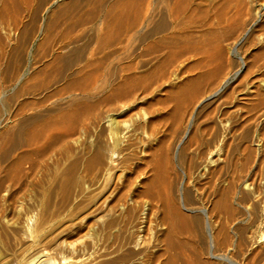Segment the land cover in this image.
<instances>
[{
  "label": "bare ground",
  "instance_id": "bare-ground-1",
  "mask_svg": "<svg viewBox=\"0 0 264 264\" xmlns=\"http://www.w3.org/2000/svg\"><path fill=\"white\" fill-rule=\"evenodd\" d=\"M41 1L47 7L59 2ZM242 1L229 15L213 13V0H175L155 9L149 19L152 30L140 38L141 44L183 30L189 11L195 18L188 24H197L203 34L198 39L191 32L185 38L164 37L138 57L154 54L161 45L168 48L175 40L186 45L184 54L194 62L183 71L173 69L172 52L157 65L140 61L113 70L119 82L112 81L105 95L79 98L74 91L90 92L95 86L85 87L90 75L76 76L90 67L97 71L112 53L96 60L93 55L120 44L129 30L141 29L147 20L145 0H119L118 12L110 9L101 20L105 33L96 38L94 49L89 44L63 45L67 52L53 56L41 88L67 79V96L41 94V115L27 117L24 103L13 113L8 109L24 89L12 97L6 89L20 87L27 75L12 52L16 57L0 72V85H5L0 87V264H264V246L254 249L255 233L252 237L248 232L264 233V212L255 211L261 193L251 197L254 192H238L251 177L253 153L264 146V138H253L248 145V140L230 136L210 164L199 157L216 143L191 128L194 110H204L219 98L235 99V107L251 99L264 106V78L253 75L263 74L264 59L261 55L250 65L245 60L252 49L264 47V5ZM73 5L70 1L52 16L49 27L65 17V24L76 29L97 17L89 13L76 19ZM60 33L45 40L51 43L74 32ZM121 72L128 75L121 77ZM192 72L197 75L175 83L181 73ZM165 89L174 91L171 112L166 110L178 124L173 140L165 136L164 123L160 125L164 106L159 111L140 96ZM66 98L65 107L58 104ZM198 183L209 190L202 209L197 208ZM254 211L256 219L242 227ZM212 213L217 215L214 222Z\"/></svg>",
  "mask_w": 264,
  "mask_h": 264
},
{
  "label": "rangeland",
  "instance_id": "rangeland-1",
  "mask_svg": "<svg viewBox=\"0 0 264 264\" xmlns=\"http://www.w3.org/2000/svg\"><path fill=\"white\" fill-rule=\"evenodd\" d=\"M174 1L175 0H145V3L143 4V7L145 9L143 8L144 9L143 12L144 13L147 11L148 12L146 14L147 20L142 25V28L139 29V28H137L139 26H135L133 29L129 30L122 37L120 44L112 47L109 50L103 51L99 55H93V59L96 60V59H100L102 57L105 58L108 56V54L112 53V56H110L108 63L103 65V66H100L97 71H94V69H93L94 67H92V68L90 67L91 69L88 68L83 73L78 74L76 76L77 78H80L81 76H84V77L88 76V78H89V75H90V80L87 79L88 81H86L85 87L88 84L89 87H87V88H90V90H91V86L92 87L95 86V90L90 91V92L87 89H85L83 91L77 90V91H74V94H76L77 97H79V98L82 95H86V94H90V93L97 95V97L102 96L103 94L105 95L106 93H108V91L110 89L109 85L111 83L119 82L117 80L115 81V78H116L115 76L117 75V73L113 74L112 73L113 70L116 71V69H122L125 66L133 65V64H136L140 61L146 62L148 60L151 61L152 64L157 65L160 62H163V58H164V56H166V54H169L171 52L173 54H175V59L173 61L174 65L172 66L173 69L179 68L181 71H183V70H185V68H187L189 66L190 63H193L194 59L191 58L189 60V58L186 56V54H184V49H185L186 45L180 43L179 41L177 42L175 40L172 43V45H169L168 48L167 47L165 48L166 45L163 47L161 45L160 46L161 48L160 47L158 48L159 51H156L154 54H152L148 57H143V58L138 57L140 54L143 53V51H145V49L148 46L154 45L155 43L159 42L164 37L172 36V37H177V39H178L181 36V37L185 38V36L190 34V32H191L198 39V37L203 34V29H201L197 24H191V25L188 24L187 20H189V19L191 20L192 18H195V17L191 16L192 13H190V11H189V13L186 15L185 20H184L185 23L183 25V28L184 27L185 28L183 30L175 29L173 34L170 33L169 36L166 33L156 35V36L149 38L145 43L141 44V42L139 41L140 38L144 37L145 35H147V33H150V31L152 30L153 25H151V23L149 21L150 16L152 15V12L155 11V9L156 10L165 9L166 7L171 5ZM236 1H238V0H228V1L227 0H217V1L213 0V2H215L214 8H213V13H216L215 11L217 10V13H219V14L220 13H222V14L226 13L229 15L230 12L233 14L235 12V10L238 9V7L240 6L242 0H239L240 2H236ZM254 1H255L254 2L255 6L257 5L258 7H260L261 5H264V0H254ZM41 2H43V1H41V0H0V72H1V69L3 68L5 62L11 56L16 57V55L13 56V53H12L13 51L17 54V58L19 60H21V64L23 65L24 70L25 69L27 70V71L25 70V72H24L27 75H25L22 83L20 84V87L16 88L14 91H10L9 90L10 88L6 89L7 90L6 93H7L8 97H12V95L14 93L19 91L17 89H20L22 87L24 89L23 91H21L22 93H21L20 97L15 102L13 101L12 104L9 106L10 108H8V109L10 112L13 113V110L16 108L18 103H24L25 107L27 106V108H25L27 111L26 112L27 117L34 116L33 114L38 115V113L41 115V94L46 95V93H47L48 95H55V99L60 98V96H62V97L67 96L66 95L67 92L65 90H63V85L65 84L67 79H65L63 82H59L60 84L56 83V82H51L50 84L48 83L47 84L48 86L46 85L45 88L44 87L41 88V81L43 79H45L46 76H48L50 74L48 71L46 73H49V74H45V70L47 69V67H48V69L51 67L52 62L54 61L53 56L56 57V54L57 55L58 54L63 55V53L67 52V50L64 51V49H62V48H64L65 46H67L69 44H72L70 47H73V46L75 47V46H79V45H87V44H89V48H91V49H94L96 47L95 40H93V39L89 40L87 43H84V44H79L78 42L75 44L74 43L75 41H62L63 37L68 36L66 34H64L66 36L59 35V37L56 39H53L54 41H51V43H50V41H48V39H46L47 40L46 41L45 38H47V37H45V36H47V35H51V37H52L53 35L57 34L58 32L64 33L65 31L66 32L71 31V33H72L73 30L75 31V29H72L70 26V23H67L68 24L67 28H65L64 30H61V28H60L61 25L65 24V22H66V21H64L65 17L62 18L63 23H62V20L60 18L59 20H61V21L58 22V20H57L58 23H57V25L53 26L54 28L49 27L48 23L54 22L51 19L52 18L54 19V17L56 15H58V13H55V15H53L54 17H51L49 19V21L47 22V24L45 25L46 17L41 12V5L44 4L45 1L42 4H41ZM228 2H229V4H228ZM236 3L237 4L239 3L238 7H237ZM147 4H149V6H147ZM231 4H233V5H231ZM242 5H243V1H242ZM242 5L240 8H242ZM45 6L46 7L43 10L44 13L48 12V10L50 8H52V7H47V5H45ZM153 7H155V8H153ZM234 7L235 8L237 7V8L235 9ZM148 8H149V10H148ZM218 10H220V11H218ZM63 11H64V9H63ZM60 13L61 12H59V14ZM67 16H68V14H67ZM67 24H65V25H67ZM101 25L103 26V29L105 30L102 22H101ZM69 26H70V28H69ZM260 26H262V25H260ZM260 26H258V28H257L258 30L262 29V27H260ZM71 36L72 35H69L68 37L70 38ZM100 36H102V35H100ZM47 43H49V44H47ZM63 45H65V46L63 47ZM263 51H264V47L263 48L258 47L256 49H252L249 53H247L248 55H246L245 60H246V62H248V65L252 64L253 61L261 55H262L261 57L264 59V52ZM181 53H183L184 55L183 54L181 55ZM239 55L240 54H238V56ZM140 59H142V60H140ZM108 70L110 71L109 73H107ZM185 74L186 73H181L180 79H177V81L175 83H177V84L185 83L186 80L197 75V74H195V72H192L191 74H186V75ZM256 74L259 76H257ZM127 75H128V73L121 72V77L127 76ZM253 75L256 76V78L260 77V76H261L260 78H264V72H263V74H259V72L258 73L255 72V73H253ZM71 79H73V78H71ZM91 80H93V81H91ZM89 83H90V85H89ZM34 85H36V86H34ZM3 86H5V85H2V86L0 85V87H3ZM101 89H103L104 91ZM56 91L60 92V93H57ZM171 93H173L172 95L174 97V91L171 92V91H169V89L168 90L165 89V92H164V90H162L160 92H157V93L155 92V93L150 94V95H147V94L140 95V96L145 98L146 102L148 101V102H152L153 104H155V106H154L155 109L158 108V110H159V108H163L162 105L164 106V109H163L164 112L162 109H160L161 111L159 110L160 113L162 112L161 114H164V115H162L163 120H161L162 122L160 123V125H163L162 123H164V127L166 128L164 134H165V136L167 135L166 137H168L169 140H173L172 136L173 135L175 136V132L172 130H174L173 128H175L176 125H178V124L174 123L175 121L173 120V118H171L172 116L169 114V112H171V109L173 107V102L169 98V97H171V95H170ZM93 94H91V95H93ZM164 100H167V102L163 103L162 101H164ZM234 100L235 99L226 100V98H219L212 105L206 107L204 110H202L200 108H197L196 110H194V112L192 114L193 119H191V121H193L192 122L193 124L191 125L192 131L195 129H198L197 132L201 131V133L203 135H205V138L209 137L210 139H213V141L216 143V144L212 143V144H215L214 148L210 147L208 151H205L199 157L200 160L202 159L204 162L206 161L207 163H210V164H211V161L213 162L215 160H218V157L220 154V149H218V148H220V146L222 145V143H224V141L230 139V136H233L235 140H237V138L239 140H245V141L248 140V142H249V143H247L248 145H250L249 140H252L253 138H254V141H257L260 138H264V106H256L257 101L254 99L253 100L251 99L250 101L245 102L246 104H244L243 106H240V107L236 106L235 107L233 102H236V101H234ZM67 101L68 100L66 98L65 100L60 101L61 103L58 102V104L59 105L62 104L61 106L65 107V105H67L66 104ZM13 106H14V108H13ZM44 106H49V105L44 104ZM166 110H168L169 112ZM165 111L168 113L165 114L166 113ZM10 115H11V113H10ZM177 127L175 129H177ZM252 127H254V128H252ZM240 130H241V132H240ZM201 133L200 132L197 133L198 136L201 135ZM251 134L253 135L252 138H251V136H252ZM248 137H250V138H248ZM255 143L251 144L253 149L254 148L257 149L255 146ZM193 146H195V145H192V147H191L192 149H193ZM202 147H204V146H202ZM196 149L197 148L194 147V151L191 150V152L194 153ZM261 149H263V150H261ZM255 156H256L255 162L253 163L252 169L250 171L251 177L246 181V183L244 182L240 185L238 192H240V190L243 192L244 191L245 192H251V193L254 192V193H252L251 197H255V196L259 195L260 193L263 194V195H261V194L259 195V196H261L260 203H258L259 207L257 206L258 209L256 208V210H255L257 213H259L261 211L264 212V146L260 147L259 150H254L253 157H255ZM212 164H214V163H212ZM178 168L179 167L176 165L175 169L177 170ZM200 184L201 183L196 184V187L199 188V190H200V191H197L198 192L197 193V208L198 209H202L205 207L203 204L206 202V197H207L206 195L209 191L208 189H206V187L205 188L203 187L205 185H200ZM257 186H259L260 188L259 187L257 188ZM249 188H250V190H249ZM242 189H244V190H242ZM202 192L204 194L200 195ZM237 194H238L237 196L241 197V194H239V193H237ZM253 194H254V196H253ZM257 210H259V211H257ZM256 212H255V214H251L252 217L249 216V218H244V220H243L244 223L242 222L240 225L242 227H248L250 225V223H252L251 221L256 219V217H254V216H256ZM216 216L217 215L214 214V217H213V213H212V216H211V214H209V217H211L210 220L212 222H214L213 220H215L217 218ZM248 232L250 233L249 235H251L252 237H253V233H255L254 237H253V241H255V243L253 244L254 249H256L258 246L259 247L264 246V233L262 231H261V233L259 232V236H258V231H256V230L252 229ZM257 244H258V246H257Z\"/></svg>",
  "mask_w": 264,
  "mask_h": 264
},
{
  "label": "crops",
  "instance_id": "crops-1",
  "mask_svg": "<svg viewBox=\"0 0 264 264\" xmlns=\"http://www.w3.org/2000/svg\"><path fill=\"white\" fill-rule=\"evenodd\" d=\"M70 1L73 5L72 12L73 15L76 16V19L80 18L81 16H84L85 14L93 13L96 14L97 17L93 20L90 19L88 21L76 22V29L72 33L73 37H64L62 38V41H77L79 44L87 43L89 40H96V37L103 35L105 33V30L103 29V26L101 25V20L103 19L104 15L107 14V12L112 9L115 14L119 10L118 8V1L119 0H59L58 4L54 5L52 8L48 10V12L44 13L45 3L41 5V12L45 15V25L49 21V19L58 12H62L63 9L66 8V5ZM49 2V1H48ZM117 3V4H116ZM108 4V5H107ZM78 16V17H77ZM95 21V22H94ZM88 23V24H86ZM80 24L82 26H80ZM84 24V27H83ZM100 25V26H99ZM68 25H61V30H64L67 28ZM98 26V27H97ZM46 27V26H45ZM47 28V27H46ZM96 28V29H95ZM71 35V34H68ZM75 35V36H74ZM69 38V39H68Z\"/></svg>",
  "mask_w": 264,
  "mask_h": 264
}]
</instances>
